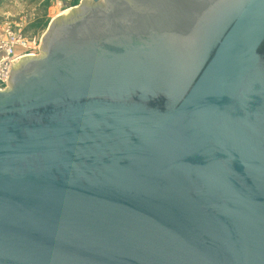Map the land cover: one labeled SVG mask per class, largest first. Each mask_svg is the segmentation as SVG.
I'll return each instance as SVG.
<instances>
[{
	"label": "water",
	"instance_id": "water-1",
	"mask_svg": "<svg viewBox=\"0 0 264 264\" xmlns=\"http://www.w3.org/2000/svg\"><path fill=\"white\" fill-rule=\"evenodd\" d=\"M88 1L0 92V264H264V0Z\"/></svg>",
	"mask_w": 264,
	"mask_h": 264
},
{
	"label": "rangeland",
	"instance_id": "rangeland-1",
	"mask_svg": "<svg viewBox=\"0 0 264 264\" xmlns=\"http://www.w3.org/2000/svg\"><path fill=\"white\" fill-rule=\"evenodd\" d=\"M83 1L0 0V31L11 28L16 32H22L29 39H36L39 51L35 57H42L43 39L52 22L60 16L72 14V10Z\"/></svg>",
	"mask_w": 264,
	"mask_h": 264
},
{
	"label": "built area",
	"instance_id": "built-area-1",
	"mask_svg": "<svg viewBox=\"0 0 264 264\" xmlns=\"http://www.w3.org/2000/svg\"><path fill=\"white\" fill-rule=\"evenodd\" d=\"M39 43L11 28L0 31V92L9 86L11 73L17 62L38 55Z\"/></svg>",
	"mask_w": 264,
	"mask_h": 264
}]
</instances>
